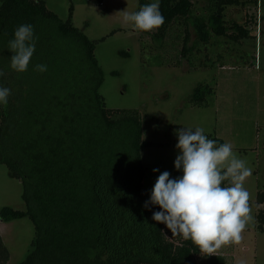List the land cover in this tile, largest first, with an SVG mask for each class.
<instances>
[{
    "label": "trees",
    "instance_id": "trees-1",
    "mask_svg": "<svg viewBox=\"0 0 264 264\" xmlns=\"http://www.w3.org/2000/svg\"><path fill=\"white\" fill-rule=\"evenodd\" d=\"M151 2L138 0L136 11ZM241 4L206 0L207 13L201 16L193 13V0H161L165 23L153 32L138 30L141 56L148 49L146 37L168 46L172 29L182 24L183 33L175 30L176 43L168 48L178 59L160 63L179 66L185 60L195 65L199 43L206 50L219 37L234 43L247 37L246 27L233 25L236 32L228 33L224 23L226 7ZM25 23L34 26L36 50L28 70L18 73L10 67L8 42ZM191 28L196 37L189 45ZM178 41L180 47L173 49ZM95 48L70 18L61 20L44 0H0V85L11 89L7 105H0V164L10 178L21 181L25 202L24 210L2 208L0 219L28 217L34 225L31 251L19 264H196L201 251L192 241L168 239L166 226L152 220L158 206L144 208L142 149L176 148L178 141L144 142L138 110L106 107L100 93L104 73ZM162 52L170 54L164 46ZM223 57L219 52L217 60ZM207 61L213 62L206 57L200 66ZM41 63L47 64L46 72L35 69ZM214 99L213 87L199 85L185 104L211 107ZM256 204L264 205V191L256 194ZM256 218L263 231L264 212L258 211ZM8 260L0 236V264ZM206 264L226 262L216 255Z\"/></svg>",
    "mask_w": 264,
    "mask_h": 264
},
{
    "label": "rangeland",
    "instance_id": "rangeland-1",
    "mask_svg": "<svg viewBox=\"0 0 264 264\" xmlns=\"http://www.w3.org/2000/svg\"><path fill=\"white\" fill-rule=\"evenodd\" d=\"M44 1L49 11L61 20L70 18L73 26L95 43V55L104 73L100 93L106 107L138 110L143 121L144 142L173 143L178 141L177 129L203 127L206 134L233 144V150L253 169L252 176L244 181L250 194L253 220L242 232L239 243L223 245L213 255L201 252L195 257L196 264H206L210 256L216 255L223 257L226 264H264V230L257 228L256 218L258 211L264 212V205L256 204V194L264 191V0H240L241 5L226 7L224 23L229 27L228 33H235L232 26L239 25L246 27L247 37L236 43L219 37L216 38L218 43L208 44L206 50L199 43V50L193 53L195 65L192 66L185 60L179 66L160 63L161 59L165 62L169 58H174L172 62L178 59L168 48L176 43L178 32L175 30L183 33L182 24L172 29L168 46L165 43L159 46L146 37L148 49L141 56L138 29L125 23L121 13L135 12L138 0ZM193 2V13L201 16L207 13L206 0ZM189 30L190 45L196 36L192 28ZM177 43L173 49L180 47L181 42ZM163 46L164 51L170 53L168 56L162 52ZM219 52L224 56L221 61L217 60ZM205 54L213 62L207 61L201 67L200 63L206 60ZM199 85L213 87L223 97L219 110L212 106H186V100ZM177 154L173 146L142 149L146 201L160 172L167 170L172 177L181 175L174 168ZM154 168L160 172L154 173ZM22 191L21 181L10 178L7 167L0 164V211L4 207L24 210ZM166 234L168 239L179 243V237L167 228ZM0 236L9 253L6 264H19L31 251L33 222L28 217L9 222L0 219Z\"/></svg>",
    "mask_w": 264,
    "mask_h": 264
},
{
    "label": "clouds",
    "instance_id": "clouds-1",
    "mask_svg": "<svg viewBox=\"0 0 264 264\" xmlns=\"http://www.w3.org/2000/svg\"><path fill=\"white\" fill-rule=\"evenodd\" d=\"M161 0L140 6L138 11H122L125 23L135 29L151 32L165 23L160 11ZM34 26L20 24L8 42L13 53L10 67L18 73L28 70L36 50ZM35 69L46 72L47 64ZM4 72L0 70V77ZM11 89L0 85V105H7ZM178 154L174 168L181 173L172 177L167 170L160 172L144 203L153 211L152 220L162 223L172 235L182 236L207 255H213L223 245L239 243L242 232L253 220L249 205L250 194L244 187L253 169L234 150L231 142L218 143L208 138L203 127H181L175 131Z\"/></svg>",
    "mask_w": 264,
    "mask_h": 264
},
{
    "label": "crops",
    "instance_id": "crops-1",
    "mask_svg": "<svg viewBox=\"0 0 264 264\" xmlns=\"http://www.w3.org/2000/svg\"><path fill=\"white\" fill-rule=\"evenodd\" d=\"M223 97L220 96L216 91H215V100L213 104V108H217L219 110L220 106L223 105Z\"/></svg>",
    "mask_w": 264,
    "mask_h": 264
}]
</instances>
